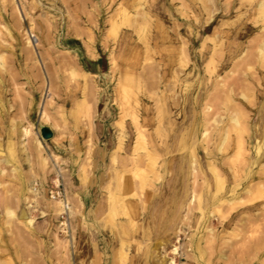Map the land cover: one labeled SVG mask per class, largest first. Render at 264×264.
Masks as SVG:
<instances>
[{"label":"rangeland","instance_id":"374dc122","mask_svg":"<svg viewBox=\"0 0 264 264\" xmlns=\"http://www.w3.org/2000/svg\"><path fill=\"white\" fill-rule=\"evenodd\" d=\"M261 1L0 0V50L4 55L0 74L10 91L5 99L12 106L7 120L15 127L16 154L11 164L0 162V264H77L75 243L81 231L77 214L82 197L72 193L79 184L85 195L90 194L84 197L89 198L88 203L82 200L89 226L93 224L90 211L97 208L95 201L103 200L96 225L102 228L98 240L104 252L105 240L101 244L100 237L105 238V229L109 232L113 223L111 214L107 220L103 218L111 209L106 195L116 191L122 175L133 184L131 192L127 191L132 201H145L149 210L161 202L166 209L172 205L177 165L184 161L188 194L204 195L209 202L202 169L210 175V152L221 158L216 147L220 133L230 128L231 113L239 109L248 134L257 117L264 115V90L259 85L264 69L257 57L264 42V16L257 9ZM22 34L31 37L29 47L19 43ZM21 46L25 51H19ZM91 64L99 68L89 69ZM103 112L108 116H102ZM6 122L0 119L2 154H8L6 129L2 131ZM43 128L52 133L50 139L42 138ZM253 141L247 142L252 156ZM104 142L108 143L105 150ZM121 144L132 145L134 156L145 163L142 173L122 172L118 164L122 159H117L124 156ZM98 148L105 156L96 169ZM41 157L46 159L44 165ZM167 163H173L172 174L161 167ZM99 176L104 182L95 188L93 182ZM55 181L62 199H69L73 214L42 216ZM243 188L239 192L248 205L254 196L241 192ZM227 195L221 193L215 199ZM7 200L16 215L9 225L4 222ZM256 202L264 199L252 203ZM187 205L175 213L174 221L171 215L162 226L157 222L153 227L148 220L143 225L151 230L145 247L153 250L158 242L162 244L156 251L159 259L203 263L195 247L202 237L208 239L203 247L211 264H264V253L256 251L254 243L257 236L264 237V208L255 213L260 216L255 223L245 207L230 210L227 204L218 203L205 225L202 220L197 229L193 227L197 202ZM209 205L206 214L212 209ZM243 210L244 215L236 216ZM22 213L34 219L31 230L21 220ZM232 216L235 219L228 225ZM62 222H66V233ZM255 228L260 229L259 235L252 233ZM209 240L216 243L214 251ZM174 248H178L177 256ZM214 252L224 254L223 260ZM106 258L108 264L110 257ZM134 259L140 261L138 256ZM144 261L157 263L154 257Z\"/></svg>","mask_w":264,"mask_h":264},{"label":"bare ground","instance_id":"6f19581e","mask_svg":"<svg viewBox=\"0 0 264 264\" xmlns=\"http://www.w3.org/2000/svg\"><path fill=\"white\" fill-rule=\"evenodd\" d=\"M257 9H258L259 14L264 16V0H262L260 3H258ZM144 18H145V16H144ZM11 24L12 23H10V25ZM2 26H3V24H2ZM14 26L16 27V25H14ZM5 29L7 30V28H5ZM19 37H21V41H19V43L22 46H24V48L29 47L32 44V40H31L30 36L25 37V35L22 34ZM22 46L18 47L19 51L20 50L25 51ZM2 51L0 50V72L1 73H3V69H4V62L2 61V58L4 57V55H3ZM257 57H258V60L261 64L260 66H262V69H264V42H262L259 46ZM2 77L3 76L0 74V119L7 121L5 123L6 127L4 126L2 128V131L6 129V133H4V134L7 138L6 142L8 145L7 146L8 147L7 148L8 154H2V152H3L1 149V147H2V139L1 138L2 137H1V133H0V162L3 161L6 165H8V164H11L12 161H14L16 158V154L14 151V143H13V134H14V128L15 127H14L11 119L9 121L7 120L11 114L12 106H10V103L8 104V101L5 99L6 94L10 91L5 89ZM259 80L261 81L259 83V85L262 88V90H264V74H261L259 76ZM241 98L243 100H248V96L243 95V94L241 95ZM42 109H43V107H40V114L44 115V112L42 111ZM34 112H35L34 110H31L30 113L34 114ZM241 115H242V113L239 112V109L233 111L230 115V118H229L230 128H228V126H227V129H223V131L220 133L221 139L217 144L216 152H217V155L220 154L221 158L223 155V159H221V158L218 159V157L211 156L212 152H210L209 153V162H207V170L209 171L210 175L207 176L205 174L206 173L205 170L202 169V173L204 175V185H205L204 187L206 190L205 194L210 198L209 202L205 199L204 195L203 196L200 195V196L196 197L195 195L190 194L188 199H186L185 198L186 197L185 188L179 187V189H178V187H177L181 196L176 200L175 210L177 211L179 208L182 209L183 207L181 205H185L186 203H189V205H187V207H188L191 205V203L194 200H196V202H197V214L194 215L193 227H197V229L202 226V225H199L200 221L204 220L202 222H204V225H205V223L209 220V215H213V211H215L214 208L218 207V203L227 204V206L229 207L230 210L236 209L237 206L239 209H241L242 207H245L246 208L245 211H248L251 214H253L254 222L256 223L259 221L260 216H257L255 213H257L258 210H260V207L264 208V202H262V203L256 202L255 204L252 202H254V200L264 199V115H259V117H257L256 121L254 122L255 124L253 125L254 130H253V132H250L249 134H248V128H246L244 125H242L243 123L241 120H243V119H241ZM242 117H243V115H242ZM8 124H10V125L8 126ZM245 125H246V123H245ZM140 136L141 135H139V137ZM206 136H207V134L204 133L203 134V140L206 139ZM136 137H138V136H136ZM181 141L184 142V139ZM251 141L254 142V145H253V150H254L253 155L254 156H252L251 150H248V148H247L249 142H251ZM138 142H142V139H140ZM247 142H248V144H247ZM3 146H5V145H3ZM38 146H39V151L42 152L40 149V146H42L40 141L38 143ZM122 146L123 145L121 144L120 148H122ZM118 151H119V149H118ZM149 155H150V153H149ZM129 156L131 157V160L129 159L131 162V166H130L131 168L130 169L125 168V164H124L123 160L122 161L118 160V164L121 165V168H123L122 172L123 171L125 173L130 172V173H132V175L137 176L138 173L143 172L142 167L140 166L141 159L139 156L135 157L134 154L132 153V150L129 153ZM194 157L195 156H193V158ZM193 158H192V162L198 164L199 162L196 159L193 160ZM40 159H41V164L44 165L46 162V159L44 157H41ZM169 164L171 165V163H169ZM184 164H185V162L182 161L177 165V168H176L177 178L186 175V171H185L186 169L184 168ZM173 170L174 169H171L172 173H173ZM121 177H122L121 182L116 184V191L114 192L113 190H110V192H108V194L106 195L109 202L111 203V204H109V207H111V209H107L108 211H107L105 217L103 216V218H105V219H106V217L109 218V214H111V220L113 222L112 228L109 229L110 230L109 232L105 229L104 240H105V244H106V251L110 252V256H109L110 261L108 260L109 261L108 264H133V262L136 264H145L144 260L146 258H150V257H154V261H155V259L157 260L156 264H176L174 257L168 259V258H165V256H164V257H161L159 259L160 255L158 253H156V251H157V248H160V246H162L161 243L158 242L157 246L154 247L153 250L149 247L148 248L145 247L144 244H147L146 242L148 241V238L151 235V230L149 227L143 226V225L149 219L146 217H145L146 219L142 218L138 214L136 207H134V205H133L134 203H132L133 202L132 199H130V197H129V196H131V194H128V192H127V191L131 192L132 188H134L133 184L129 180V178H126L125 175L124 176L122 175ZM195 178L196 177H194L193 179H195ZM55 182H56L55 183L56 187L59 190V188H58L59 185H57L58 181H55ZM250 182H254L255 184L249 186L248 184ZM99 183H101V182H99ZM195 184H196V182H195ZM193 186L195 188H197L195 185H193ZM240 186H242V188H243V186H245V188L241 189V192H245L246 195H253L254 196V197L250 196V200L247 201L251 205H249V204L246 205L247 203H244L245 200H243V197L241 198V193L239 192ZM213 190L215 191L216 194H213ZM31 192L36 193V190L32 189ZM192 192L193 191L191 189L190 193H192ZM221 193H225V194L227 193L228 195L223 196L221 198V200H218L219 198L215 199L216 195H219ZM135 194H134V196H135ZM251 197H252V199H251ZM184 199H186V202H183ZM68 201H69L68 198H67V200L66 199L64 200V199H62V196H60L59 198L52 197L51 201L49 203H46L45 211H42V216L45 215V213L46 214H49V213L52 214L54 212L57 213V215H59V214H62V215L63 214H69V215L73 214L74 212L72 211V208L70 207ZM211 201H212V204L210 203ZM206 204L207 205L210 204L209 206L210 207L212 206L211 208L213 209V210L212 209L210 210L211 212L209 211V214H206V212H205V209L208 208L206 206ZM78 207H79V209H78L77 217L79 216L78 222H79V226H81V229L79 228L81 231L79 232L77 241L75 243V247H76L75 259L77 261V264H106L107 262L105 261V258H104L106 251L105 252L101 251L100 246H99L100 245L99 240H98V234L101 233V230L99 228H101V227H98L96 225V223H98L100 220V214L102 213L101 210L104 208L103 207V200L100 201L99 203H97L96 209H93L92 211H90L89 217L93 220V222L91 221L93 224H91L90 226L87 224L85 216H84L85 202H83L81 199H79ZM99 207L101 208V210L99 209ZM243 212H244V210L240 213H236V216L237 215L238 216L244 215L245 212L244 213ZM172 213H173L172 214L173 216H172L171 220L174 221V218H175L174 213L175 212H172ZM207 213H208V211H207ZM15 216H16L15 212L11 209V206H10V200L9 201L7 200V204H6L5 211H4V219H5L4 222H6L7 224L10 223L13 219H15ZM233 216L231 217V219H229L228 225L230 224L231 221H233V219H235V217L233 218ZM261 216H264V215H261ZM21 218H22L21 220H24L25 226L29 230H31L33 227V220L34 219L31 216L26 217L25 214H23V213H22ZM261 220L264 221V219H261ZM13 222L14 221H12V223ZM236 222L234 221L233 223H236ZM248 222H251V221H248ZM251 223H250V226L252 225ZM7 224H5V225H7ZM12 225H14V224H12ZM198 225H199V227H198ZM204 225H203V229L206 230L207 227H205ZM61 226L65 228V229H63V231L65 232V230H67L66 222H62ZM258 226H259V223L257 224V227ZM5 227H7V226H5ZM84 227H87V229H85ZM253 228H254V225H253ZM261 228H264V227H261ZM234 231H235V228H234ZM244 231H245V229H244ZM259 232H260V229H257V228L252 230V233H254V234H257ZM262 232H264V231L261 230V233ZM236 233L234 232L232 234L230 232V235L232 234L233 236H236L237 235ZM244 233H246V232H244ZM257 235H259V234H257ZM262 235H264V234H262ZM233 236H232V238H233ZM234 238H236V237H234ZM247 239H248V237H247ZM252 239H255V238H252ZM207 240L202 239V237H199L197 239L195 247H196L197 251H199L200 260H203V263L195 260L196 261L195 264H211V262L209 261L210 259L207 258L209 255L206 256L207 251L203 247V246H205V245H203V241H205V243H206V242H208ZM210 240L212 241V238ZM211 241H210V243H211ZM246 241H248V240H246ZM254 241H255L254 243L256 245L255 246L256 251H258V252L262 251L261 253H264V237H261L259 235V237L257 236V238ZM210 243H208V245ZM254 243H253V245H254ZM211 244H213L212 250L214 251V249L216 248V246H215L216 243H211ZM248 245H250V244H248ZM144 248H145V251H144ZM247 249H248V247H247ZM210 250H211V248H210ZM235 252H236V250H235ZM173 254H174V256H177L179 254L178 248L173 249ZM214 254H216L218 260H223V258L225 256L224 254L217 253V252H214ZM137 256L140 258L139 262H137V260L134 259V257H137ZM210 256H211V254H210ZM226 256H229V254ZM159 260H160V263H158ZM189 260H191V259H188V263H184V264H191L189 262Z\"/></svg>","mask_w":264,"mask_h":264},{"label":"crops","instance_id":"0c3cea01","mask_svg":"<svg viewBox=\"0 0 264 264\" xmlns=\"http://www.w3.org/2000/svg\"><path fill=\"white\" fill-rule=\"evenodd\" d=\"M89 69H98L99 68V66L98 65H90L89 67H88ZM101 111H102V109H101ZM102 116H108L107 114H105V112H103V114H102ZM141 127L143 126V125H140ZM104 144V150L105 149H107V146H108V143L107 142H104L103 143ZM131 150H132V145L130 146V147H123L122 146V152L124 153V156L122 157V156H120V158H117V159H122L123 161H124V164H125V168H127V169H129L130 168V166H131V162H129L130 160H129V153L131 152ZM103 150L102 149H100V148H98V149H96V151H95V154H94V164H97L96 165V169H97V166H98V164H99V162L104 158V156H105V154H103ZM145 158H146V156H145ZM129 163V164H128ZM121 166V165H120ZM119 166V167H120ZM140 166L142 167V168H144L145 167V163L142 161V159H141V162H140ZM162 167V169L164 168V170H166V171H168L170 174H172L171 173V169H174L173 168V163H171V165L170 166H168V163L167 164H163V166H161ZM172 167V168H171ZM177 178V177H176ZM98 182V183H97ZM99 182H102L101 184H103V182H104V177H102V176H99V178L98 177H95V179H94V182H93V184H94V187L96 188V187H100V183ZM187 178H186V176H182V177H179V178H177V183L175 184V186H174V189H173V192H172V197H170L171 199V204L172 205H170L169 207H166V209H165V207L162 205V203L160 202V203H158L157 205H155L151 210H149L148 209V207H147V205L145 204V201L143 202H140V204H138V202H135V201H133L132 203H134L133 205H134V207H136V210H137V212H138V214L142 217V218H148L149 220V222L151 223V225L154 227V226H156V223L158 222H160L157 226H162V224H165V223H167L169 220H170V218H171V215L173 214L172 212H175V213H177V211H179V210H181V208H179L177 211L175 210V203H176V200L181 196L180 195V192L178 191V189H179V187H184L185 188V192H186V199H188V197L190 196L188 193H189V191H187ZM98 184V185H97ZM177 187H178V189H177ZM176 188V189H175ZM74 189H75V187H74ZM77 189H78V191H76V193H72V195H74V196H77L78 197V194L82 197V200L83 201H85V202H87L88 203V199H86V198H84V197H86V196H88V195H90V194H88V195H85L84 194V186L82 185V184H79V186L77 187ZM96 190H98V189H96ZM88 191H91V190H88ZM79 192V193H78ZM95 196L96 197H101V194H99V195H97V192L95 193ZM95 196H93V199L95 198ZM186 199H184V201L183 202H186ZM96 204H97V202L95 201V208H96ZM185 204V203H184ZM186 205V204H185ZM180 206V205H179ZM181 206H184V205H181ZM143 211H145L144 213V215L142 214L143 213ZM174 213V214H175ZM165 214V215H164ZM143 215V216H142ZM140 217V218H141ZM145 218V219H146ZM102 229V228H101ZM100 240H101V244L102 243H104V242H102L103 240H104V237H100ZM107 255V256H106ZM110 256V252H107V253H105V255H104V258H105V261H106V257H109Z\"/></svg>","mask_w":264,"mask_h":264},{"label":"water","instance_id":"95a60500","mask_svg":"<svg viewBox=\"0 0 264 264\" xmlns=\"http://www.w3.org/2000/svg\"><path fill=\"white\" fill-rule=\"evenodd\" d=\"M41 136L43 139L47 140V139H50L52 137V133L50 131H48L47 129L43 128L41 130Z\"/></svg>","mask_w":264,"mask_h":264},{"label":"built area","instance_id":"2783aa9c","mask_svg":"<svg viewBox=\"0 0 264 264\" xmlns=\"http://www.w3.org/2000/svg\"><path fill=\"white\" fill-rule=\"evenodd\" d=\"M50 195H51V198L52 197L59 198L60 196H62L60 190H58L57 187H55L52 191H50Z\"/></svg>","mask_w":264,"mask_h":264}]
</instances>
